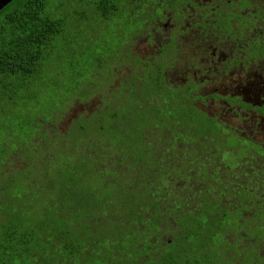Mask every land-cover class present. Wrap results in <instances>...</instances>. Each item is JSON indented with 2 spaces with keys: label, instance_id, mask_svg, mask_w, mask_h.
Listing matches in <instances>:
<instances>
[{
  "label": "trees",
  "instance_id": "16d2710c",
  "mask_svg": "<svg viewBox=\"0 0 264 264\" xmlns=\"http://www.w3.org/2000/svg\"><path fill=\"white\" fill-rule=\"evenodd\" d=\"M73 1L84 9L73 10L79 20L89 8L136 35L164 0ZM47 3L13 0L0 10L1 113L27 105L14 88L37 84L63 37V2ZM107 52L85 62L89 76L106 68L99 83L70 87L71 97L101 95L95 111L64 133L37 112L34 132L6 155L23 154L24 168L1 172L0 155V264H70L73 254L74 264H264L257 149L209 128L190 84L165 77L164 61H133L127 41Z\"/></svg>",
  "mask_w": 264,
  "mask_h": 264
},
{
  "label": "flooded vegetation",
  "instance_id": "af4514ba",
  "mask_svg": "<svg viewBox=\"0 0 264 264\" xmlns=\"http://www.w3.org/2000/svg\"><path fill=\"white\" fill-rule=\"evenodd\" d=\"M155 4L153 18L141 22L138 34L129 35L131 59L164 61V76L179 86L190 84L193 104L208 121L224 137L252 144L257 149L254 162H263L264 0ZM100 98L91 101L100 105ZM92 105L86 101L84 112H78L88 113ZM67 121L68 115L62 125Z\"/></svg>",
  "mask_w": 264,
  "mask_h": 264
},
{
  "label": "rangeland",
  "instance_id": "374dc122",
  "mask_svg": "<svg viewBox=\"0 0 264 264\" xmlns=\"http://www.w3.org/2000/svg\"><path fill=\"white\" fill-rule=\"evenodd\" d=\"M49 2L52 4L47 3L50 10L54 7L53 5L63 2L57 12L60 16L64 17L61 27L63 37L55 38L54 43L56 46L45 59L44 64L41 65L38 72L37 84H29L27 88L18 84L14 88V92L17 95L16 99H22L23 102L26 100L28 102L27 105L24 106L22 103L17 108L8 110L3 107L1 108L3 113L0 111V155L1 157L5 156L1 162V172L8 168H24L27 160L22 161L23 154L16 156L15 154L6 155L17 148L19 141L23 140L22 138L34 132L30 123L35 113L41 112L40 114L44 120L51 121V128L55 127V125L57 127L60 126L58 128L59 132L64 133V129L67 126H71L78 118L79 112H84L81 109L84 107L82 105L86 101L93 103L86 112L91 113L96 110L97 100L91 101L96 96L90 95L89 98L84 100L85 98L81 94V89H78V93L71 97L72 91H70V87L84 84L83 89L87 91L89 80L99 83V75L104 74L106 68L101 66L99 74L89 76L91 74L90 70L93 68L86 67L85 62L89 58L103 57L108 54L107 48L115 47L129 40V30L127 29L125 32L120 27V24L113 22L111 17L108 20L102 21L96 15H91V9L87 8L85 11L89 19L87 21L79 20V17L74 14L73 10L82 11L84 9L78 2L75 3L73 0H49ZM73 23L77 24L74 26ZM163 52L167 54L166 51ZM79 55L81 61H75V59H79ZM108 62L112 67L113 60ZM122 63L130 67L133 66L132 63L126 60H123ZM120 69L122 72L125 70L123 67H120ZM117 74V77H119V71ZM111 82L112 86L113 84H117L118 81L115 80L114 82L111 80ZM27 95L30 98H26ZM83 101L85 102L82 103ZM72 112L74 113L70 117ZM66 115H68V121L65 125H62ZM194 117L195 119L201 118L197 113H194ZM205 122L210 128L211 126L206 117ZM28 124L29 129L26 128ZM18 150L19 152L21 151V149ZM234 158L232 155L225 157L229 163H234ZM78 258L77 254H73L68 261L70 264H74Z\"/></svg>",
  "mask_w": 264,
  "mask_h": 264
},
{
  "label": "water",
  "instance_id": "95a60500",
  "mask_svg": "<svg viewBox=\"0 0 264 264\" xmlns=\"http://www.w3.org/2000/svg\"><path fill=\"white\" fill-rule=\"evenodd\" d=\"M11 1H13V0H0V10L3 9Z\"/></svg>",
  "mask_w": 264,
  "mask_h": 264
},
{
  "label": "clouds",
  "instance_id": "9594fccd",
  "mask_svg": "<svg viewBox=\"0 0 264 264\" xmlns=\"http://www.w3.org/2000/svg\"><path fill=\"white\" fill-rule=\"evenodd\" d=\"M79 259V258H78ZM77 261V260H76Z\"/></svg>",
  "mask_w": 264,
  "mask_h": 264
}]
</instances>
